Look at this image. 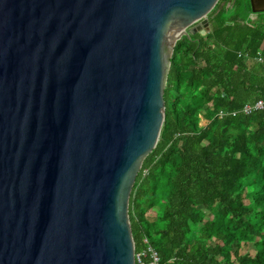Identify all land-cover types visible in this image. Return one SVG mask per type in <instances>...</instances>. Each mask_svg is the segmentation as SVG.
Here are the masks:
<instances>
[{"label": "water", "instance_id": "water-1", "mask_svg": "<svg viewBox=\"0 0 264 264\" xmlns=\"http://www.w3.org/2000/svg\"><path fill=\"white\" fill-rule=\"evenodd\" d=\"M217 1L0 0V264H134L173 47Z\"/></svg>", "mask_w": 264, "mask_h": 264}, {"label": "trees", "instance_id": "trees-1", "mask_svg": "<svg viewBox=\"0 0 264 264\" xmlns=\"http://www.w3.org/2000/svg\"><path fill=\"white\" fill-rule=\"evenodd\" d=\"M226 1L205 34L176 41L163 124L130 193L135 249L146 236L160 264H264V104L241 111L264 100V11ZM258 49L262 63L239 55Z\"/></svg>", "mask_w": 264, "mask_h": 264}, {"label": "built area", "instance_id": "built-area-1", "mask_svg": "<svg viewBox=\"0 0 264 264\" xmlns=\"http://www.w3.org/2000/svg\"><path fill=\"white\" fill-rule=\"evenodd\" d=\"M205 29L202 34H205ZM239 55H241L244 60L248 63L250 61H254L257 63H262V56H261V50L258 49L256 51V55L254 58H250L247 51L239 52ZM264 104V100L257 99L256 101L252 103H245L241 111L245 114L251 113L253 110L262 108ZM235 112H232L234 114ZM219 115H222L223 112L219 111ZM142 243L140 248L137 250L134 249V264H160L159 263V256L155 249L152 247V245L149 243L148 238L146 236H143L141 239Z\"/></svg>", "mask_w": 264, "mask_h": 264}, {"label": "rangeland", "instance_id": "rangeland-1", "mask_svg": "<svg viewBox=\"0 0 264 264\" xmlns=\"http://www.w3.org/2000/svg\"><path fill=\"white\" fill-rule=\"evenodd\" d=\"M219 1V0H218ZM222 0H220V2H221ZM250 1V0H249ZM219 2V3H220ZM251 2V1H250ZM220 4H222V2L220 3ZM250 5H251V3H250ZM228 6H230L229 4H228ZM253 18V17H252ZM205 22H207V23H209V20H208V16L206 15L204 18H202L201 20H199L196 24H198L199 26H201V25H203V23H205ZM201 123H202V121H201ZM204 209V208H203ZM204 211L206 212V210L204 209ZM241 251L242 252H245V251H247V252H253V245H252V243H245L243 246H242V249H241Z\"/></svg>", "mask_w": 264, "mask_h": 264}, {"label": "flooded vegetation", "instance_id": "flooded-vegetation-1", "mask_svg": "<svg viewBox=\"0 0 264 264\" xmlns=\"http://www.w3.org/2000/svg\"><path fill=\"white\" fill-rule=\"evenodd\" d=\"M229 2H230V0H227L226 4L229 3ZM249 7H250L249 15H250V13H254V14L258 15L259 12L264 11V0H256V2L254 0L252 5H250V3H249ZM252 7L255 9V12H251V8Z\"/></svg>", "mask_w": 264, "mask_h": 264}, {"label": "crops", "instance_id": "crops-1", "mask_svg": "<svg viewBox=\"0 0 264 264\" xmlns=\"http://www.w3.org/2000/svg\"><path fill=\"white\" fill-rule=\"evenodd\" d=\"M253 2H254V0H253ZM252 2V3H253ZM255 2H256V0H255ZM251 12H253L252 10H251ZM255 12V11H254ZM256 14H254V13H250V15H249V17L251 18V19H255L256 18ZM253 17V18H252Z\"/></svg>", "mask_w": 264, "mask_h": 264}]
</instances>
